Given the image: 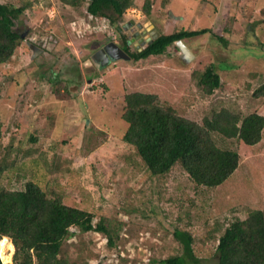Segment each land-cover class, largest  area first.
Listing matches in <instances>:
<instances>
[{
  "label": "rangeland",
  "instance_id": "1",
  "mask_svg": "<svg viewBox=\"0 0 264 264\" xmlns=\"http://www.w3.org/2000/svg\"><path fill=\"white\" fill-rule=\"evenodd\" d=\"M144 1L133 0L125 10L121 23L129 37L146 23V30L158 33L210 29L183 40L194 58L183 62L171 45L132 65L107 40L119 38L114 27L103 16L87 15L86 1L0 0L25 7L13 26L20 41L0 63V188L22 189L34 181L47 197L95 219L116 216L124 222L111 247L102 233L71 227L74 234L61 252L68 264H159L182 252L175 228L192 234L200 264H217L215 249L225 227L252 210L264 212V129L253 145L212 132L217 146L238 152L239 164L210 188L195 184L180 163L150 176L122 140L121 118L125 92L132 91L155 93L161 105L200 124L221 109L264 115V95L253 94L264 84V0H152L149 15ZM219 33L226 44L215 38ZM210 63L221 86L205 94L193 71ZM9 240L0 244L5 262L13 255Z\"/></svg>",
  "mask_w": 264,
  "mask_h": 264
},
{
  "label": "trees",
  "instance_id": "2",
  "mask_svg": "<svg viewBox=\"0 0 264 264\" xmlns=\"http://www.w3.org/2000/svg\"><path fill=\"white\" fill-rule=\"evenodd\" d=\"M66 1L72 5L86 1L87 15L107 18L119 37L107 40L114 42L111 45L117 47V56L123 55L132 65L150 56L162 55L171 45L178 50L176 40L210 31L200 28L160 32L150 43H134L124 29L125 21L121 23L125 10L133 0ZM151 7L152 0H145L142 10L149 15ZM24 8V5L0 2V63L11 57L20 41V31L13 26ZM214 36L223 44L227 43L223 33ZM102 44L104 41H99L96 46L100 48ZM52 73H49L47 81L52 80ZM193 75L205 94H211L221 86L220 76L212 63L201 71L194 70ZM55 81L60 83L58 79ZM253 94L256 97L264 95V84ZM124 101L121 118L126 127L122 140L133 146L150 176L166 174L176 163H180L195 184L216 187L238 167L239 154L217 146L212 132L236 138L248 145L256 144L262 138L264 115L257 112L241 116L221 109L211 118L205 117L200 124L180 116L171 105H161L155 93L125 92ZM31 139L36 140L35 137ZM128 210L131 213L132 208ZM95 218L93 213L67 205L59 197H47L34 181H26L22 189L0 188V243L8 237L10 244L6 247L13 254L7 262L0 256V264L11 261L12 264H68V258L61 252L63 242L74 234L71 227L80 232L102 233L108 246H114L124 222L116 216ZM172 235L181 244L182 252L160 259L158 263L200 264V258L193 251L192 234L175 228ZM215 251L217 264H264V212L255 209L246 218L229 223L218 237Z\"/></svg>",
  "mask_w": 264,
  "mask_h": 264
},
{
  "label": "water",
  "instance_id": "3",
  "mask_svg": "<svg viewBox=\"0 0 264 264\" xmlns=\"http://www.w3.org/2000/svg\"><path fill=\"white\" fill-rule=\"evenodd\" d=\"M152 27V25H151ZM158 32L156 31L155 28H152L150 30V35H152L149 39V41H147L146 43H150L152 41L153 38H155L156 36H158ZM175 45L177 46L179 52H180V59L183 61V62H189L190 59L194 58V54L193 52L190 50V48H188V46H186L184 44V42L182 40H176L175 41Z\"/></svg>",
  "mask_w": 264,
  "mask_h": 264
},
{
  "label": "flooded vegetation",
  "instance_id": "4",
  "mask_svg": "<svg viewBox=\"0 0 264 264\" xmlns=\"http://www.w3.org/2000/svg\"><path fill=\"white\" fill-rule=\"evenodd\" d=\"M149 24H137L136 27V34H134L133 37H131V40H137L140 44H145L147 41H149L150 37V30H146L148 28ZM134 38V39H133ZM137 38V39H136Z\"/></svg>",
  "mask_w": 264,
  "mask_h": 264
},
{
  "label": "bare ground",
  "instance_id": "5",
  "mask_svg": "<svg viewBox=\"0 0 264 264\" xmlns=\"http://www.w3.org/2000/svg\"><path fill=\"white\" fill-rule=\"evenodd\" d=\"M5 238H7V237H5ZM6 240H7V239H6ZM2 241H3V240H2ZM0 244H1V243H0ZM3 247H4V246H2V247L0 246V248H3Z\"/></svg>",
  "mask_w": 264,
  "mask_h": 264
},
{
  "label": "clouds",
  "instance_id": "6",
  "mask_svg": "<svg viewBox=\"0 0 264 264\" xmlns=\"http://www.w3.org/2000/svg\"><path fill=\"white\" fill-rule=\"evenodd\" d=\"M183 41V40H182Z\"/></svg>",
  "mask_w": 264,
  "mask_h": 264
}]
</instances>
